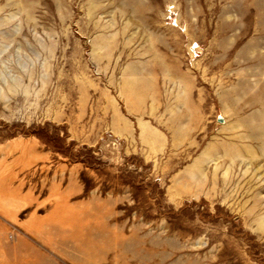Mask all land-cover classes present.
Returning a JSON list of instances; mask_svg holds the SVG:
<instances>
[{"label": "rangeland", "instance_id": "1", "mask_svg": "<svg viewBox=\"0 0 264 264\" xmlns=\"http://www.w3.org/2000/svg\"><path fill=\"white\" fill-rule=\"evenodd\" d=\"M0 264H264V0H0Z\"/></svg>", "mask_w": 264, "mask_h": 264}, {"label": "bare ground", "instance_id": "2", "mask_svg": "<svg viewBox=\"0 0 264 264\" xmlns=\"http://www.w3.org/2000/svg\"><path fill=\"white\" fill-rule=\"evenodd\" d=\"M198 174H199V173H198ZM193 176H194V175H193ZM193 176H192V177H193ZM203 176H204V175H203ZM199 178H200V177H199ZM199 178H197V179H199ZM202 178H203V177H202ZM209 182H210V180H209ZM191 185H192V184H191ZM188 188H189V187H188ZM194 188H195V187H194Z\"/></svg>", "mask_w": 264, "mask_h": 264}, {"label": "water", "instance_id": "3", "mask_svg": "<svg viewBox=\"0 0 264 264\" xmlns=\"http://www.w3.org/2000/svg\"><path fill=\"white\" fill-rule=\"evenodd\" d=\"M219 119H221V118H219Z\"/></svg>", "mask_w": 264, "mask_h": 264}]
</instances>
